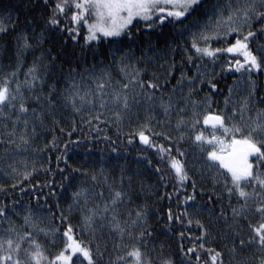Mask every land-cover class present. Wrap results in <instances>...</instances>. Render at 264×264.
I'll use <instances>...</instances> for the list:
<instances>
[{
    "label": "snow or ice",
    "instance_id": "snow-or-ice-1",
    "mask_svg": "<svg viewBox=\"0 0 264 264\" xmlns=\"http://www.w3.org/2000/svg\"><path fill=\"white\" fill-rule=\"evenodd\" d=\"M32 8L44 9L40 13L41 19L35 21L25 17L26 23L32 25V35L29 36L27 29L16 33L15 68L0 77V117H4L0 130V173L13 179L19 175L24 179L31 176L29 172H18L17 158L32 147L36 128L45 127L46 116L51 117L54 126L60 123L56 118L58 108H70L81 113L82 121L90 127L96 121L95 128L99 132L101 123L119 124L135 105L148 101V106L153 107L151 102L162 86L154 73L153 79L145 80L147 65L158 62L161 54L175 53L174 46L178 41L186 40V45H179L185 57L182 65H191L196 75L188 77L181 67L177 86L166 98L163 92L159 97V107L166 117L172 112L181 114L175 121V138L155 132L148 122L129 135L128 143L132 144L133 138L138 137L147 148L156 149L160 162L168 166L167 171L158 165L153 169L160 187L167 188L168 183H172V192L162 198L171 200L175 195L178 209H183L178 213L171 208L167 210L165 228L168 232H171L174 222L187 225L195 222L200 234L193 239L190 232V243L185 247V233L181 231L177 258L171 253L163 254L164 244H161L154 259L147 247L152 239L148 203L145 201L128 211V219H124L119 211L125 201L128 202L126 206L132 203L135 194L132 176L127 175L121 166L119 184L115 180L109 183L103 161H96L89 154L86 163L73 167L67 164L65 151L56 160L57 167L60 162L65 163L69 169L67 176L72 177L68 187L74 190L71 191L67 212L69 215L75 211L82 212L80 227L87 230L90 239L85 241L77 235L73 225L67 222L64 210L59 215L65 225L61 232L51 221L45 224V217L31 210L23 216L22 223L17 224L10 218L6 206L0 205V264H264V109L257 110L255 116L246 115V112L251 113L257 102L246 100L230 114H205L202 123L211 129L208 136L203 130H197L194 135L189 132L201 123L195 110L196 101L191 97L196 84L203 83L198 62L205 58L215 63L221 55L227 56L223 69L247 80L249 97L255 96L257 85L253 77L264 75V0H217L212 5L207 0H40L39 4L31 0L16 3L8 0L7 4L0 2V36L15 32L20 13ZM134 21L136 24L143 21L144 35L140 34ZM166 25L174 28L175 33L158 36L154 41L150 33H159ZM82 27L86 29L83 37L80 35ZM53 31L67 35L73 42L82 39V51L87 48L94 60L91 67H85L83 72L70 67L64 76L66 87L62 90H58L55 84L46 85L44 75L47 73L42 75L40 72L42 66L48 67L45 61L52 67L58 66L52 51L42 47L46 34ZM229 38L231 42H228ZM213 41H224L226 46L213 47ZM36 50L39 55L21 81L22 57ZM174 70L176 64L172 60L167 69L169 75ZM45 87H48L46 93L43 92ZM185 87L187 96L182 95ZM211 87L215 89L216 84L212 83ZM22 88L32 92L31 100L37 107H31ZM37 88L41 89L39 93ZM205 103H210V100L205 98ZM188 105H192L191 116L187 115ZM109 111L111 118L106 115ZM75 130L73 124L72 131ZM71 135V131L67 132L68 137ZM153 136H162L169 141L168 147L154 142ZM104 139L110 141L111 137L105 136ZM186 139L199 149L203 158L201 168L216 170L229 202L233 197L238 202L237 207H232L231 223L223 209L215 217L216 220H224L230 230L223 234L228 240L223 250L207 246L213 238L209 231L211 225L206 226L196 218L204 211L210 217L213 213L196 200L197 181L189 175L185 150L180 146V142ZM46 147L59 149L55 136L51 145ZM67 147L65 144V150ZM144 162L152 164L150 158H145ZM109 166L116 167L118 162ZM60 175H65L63 170ZM169 175L170 181L167 179ZM125 178L128 180L127 188ZM99 184L107 185L108 198L104 197L103 191H95ZM11 186L16 187L15 184ZM189 187L190 194L187 191ZM0 191H6L2 184ZM200 194H203V189H200ZM214 195L220 199V194ZM238 218H243L247 224L245 235L238 230ZM105 229L107 235H115L120 241L116 247L122 254L114 260L104 259L108 250ZM152 250L155 251V245Z\"/></svg>",
    "mask_w": 264,
    "mask_h": 264
},
{
    "label": "trees",
    "instance_id": "trees-1",
    "mask_svg": "<svg viewBox=\"0 0 264 264\" xmlns=\"http://www.w3.org/2000/svg\"><path fill=\"white\" fill-rule=\"evenodd\" d=\"M0 2L7 4L8 0H0ZM14 3L19 0H13ZM32 3H40V0H31ZM217 0H207L209 5L215 4ZM223 2V0H222ZM44 12L43 8H32L30 11L20 13V21L17 25L15 32H10L8 35L0 36V77L4 74L14 70L16 65V33L27 29L29 36L32 35V25L26 23L25 17L34 18L35 21L41 19L40 13ZM91 22V21H90ZM136 28L140 30V34L144 35V23L141 21L136 24ZM39 30V24L36 25ZM175 33V29L171 26L163 27L159 33L152 32L150 35L154 41H157V37L171 36ZM86 34V29H80V35L83 37ZM228 42H231L229 38ZM179 45H186V40H179L175 45V53L161 54L158 62L147 65V72L145 73V80L153 79V73L159 78L161 89L156 92V97L151 102L154 106L149 107L148 101H144L142 105H135L131 109L128 116L119 124L109 122L107 124L101 123L99 125L100 131L97 132L95 125L96 121H93V127H90L87 123L82 121V114L75 113L70 108H58L56 118L59 120L58 125H53L51 117H45V127L41 128L37 126V135L32 140V147L27 151L20 154L17 158L18 163L16 165L20 174L24 172L31 173L28 179H24L23 175H19L17 179L5 176L0 173V184L4 185L6 191H0V205L6 206L10 218L17 224L22 223L23 216L27 214L29 210L37 215L45 217V224L51 221L56 227L63 231L64 224L59 219L60 211L64 210L65 215L68 216L70 222L78 236L82 237L85 241L90 239L89 233L86 229H82L81 217L82 212L75 211L71 215L67 212L68 204L71 203L70 195L74 189L69 188V183L72 181L71 176H67L69 169L64 162L59 163L57 167L56 157L61 153H65L67 157V164L73 167H78L83 163H86V157L91 154L94 160L103 161L105 165V171L109 174V183L115 180L116 184H119L120 167L122 166L127 175L132 176V189L134 195L132 196V203L130 206L125 201L124 205L119 208L120 213L124 216V219H128L127 212L135 208L138 204H143L145 201L149 205L148 224L151 226L152 239L148 243L149 254L155 259L160 252L159 246L164 244L163 254H173L174 258H177L178 242L180 241L179 233L183 231L185 238L183 244L187 247L190 243L189 233L191 232L192 238L198 236L199 229L195 222L192 225L186 223L173 224L171 232L165 228L167 224L166 213L169 208L174 213L182 211V208L178 209L175 195L172 199L162 198L167 193L172 192V183L169 182L167 188L160 187V182L157 179V174L153 171L155 166H159L165 171L168 170V166L160 162L159 156L156 154V149H149L146 145H143L138 137L133 138L132 144L128 143L129 135L134 133L140 126L150 122V127L159 133H165L175 138V121L178 117L176 112H172L168 117L165 116L163 110L159 107V97L163 92L166 98L171 94V90L176 85V81L180 78L179 70L181 67L187 73L188 77L196 75L195 69L189 64H183L184 53L180 52ZM162 47V45H159ZM213 47H224L226 43L224 41H213ZM44 49H50L54 56L57 58L58 66L52 67L48 61V67H41L40 72L44 75L46 85L55 84L58 90H62L66 87V81L64 76L70 67L76 68L78 71L83 72L85 67H91L93 60L92 52L87 48H83L82 39L79 42L71 41L67 35H61L57 32H49L46 34L45 42L42 46ZM103 51V48H101ZM39 55V51H30L23 57V65L19 70V79L21 81L25 78V73L28 67L32 64L36 56ZM99 57L98 59H101ZM175 61L176 70L169 75L167 69L169 63ZM167 61V62H166ZM228 61V57L221 55L219 59L213 63L208 58L198 62L199 67L202 69L203 83H197L194 92L192 93V100L196 101V114L200 117L201 123L196 126L195 129H190V134H195L197 130H203L205 136L210 134L211 129L204 126L202 121L205 114L227 112L230 114L232 109H239L246 100L257 101L251 114L255 116V112L260 109H264V75L254 76L253 79L257 85L255 89V96L249 97V82L240 78L239 74H234L231 71L223 69V65ZM167 78V82H166ZM216 84V88L213 89L211 84ZM229 89L232 91L230 92ZM24 97L29 101L31 107H37L32 102V92L26 88H22ZM41 89L37 88L36 92H40ZM48 87L43 89V92H47ZM188 89L184 88L182 95L187 96ZM181 95V93H177ZM205 98L210 100V103H205ZM227 101V103H226ZM183 105V102H181ZM7 111V110H6ZM192 105L187 106V115L191 116ZM108 117H112V113L109 111L106 113ZM15 117H13L14 119ZM87 119V117H85ZM4 117H0V130H2ZM73 124H75V131H72ZM64 129V131H61ZM119 130V131H118ZM71 131V137L67 136V132ZM220 133L218 132L217 135ZM56 137V142L59 144V149H52L46 147L51 145L53 137ZM105 136L111 137L110 141L104 139ZM152 139L157 144H162L168 147L169 141L165 140L162 136H153ZM79 141V143H76ZM67 144V150L64 145ZM180 146L185 150V160L189 168V175L197 181L198 190L196 200L204 209H210L213 215L210 217L207 211H204L199 215L200 219L205 225H211L209 231L212 235V239L209 240L208 245L210 247H216L218 250H223V245L228 243L225 239L224 233L230 232L226 227L224 220H216L215 217L220 214V210L223 209L224 215L229 223L232 222V207H237L238 202L233 197L231 202L227 193L223 191V185L219 182L220 177L217 175L215 169L201 168L203 164V158L199 149L190 140L180 142ZM35 149V151L33 150ZM115 149V150H113ZM175 155V150H173ZM145 158H150L152 164H146ZM116 167H110V164H117ZM35 169V171H33ZM63 170L65 175H60V171ZM223 171V170H221ZM167 179L170 181L171 176ZM15 184L16 187L11 185ZM125 188L128 186V180L125 178ZM143 186V190H142ZM151 186V187H149ZM23 189V190H22ZM200 189H203V194H200ZM95 191H103L104 197L108 198L109 190L106 184L97 185ZM188 193H191V188L187 189ZM214 193L220 194V199L216 198ZM211 197V199H209ZM91 203L89 207H91ZM13 209L15 212H13ZM52 215H49V213ZM134 218V217H132ZM239 220V231L241 235L247 233V224L243 218ZM6 226V225H5ZM104 239L108 241V250L105 254V261L108 259H115L116 256L121 255L119 247V238L115 235H107V229H105ZM47 244V241H41ZM127 243V237H125ZM153 245H155V251H153ZM227 259V253L225 251Z\"/></svg>",
    "mask_w": 264,
    "mask_h": 264
}]
</instances>
